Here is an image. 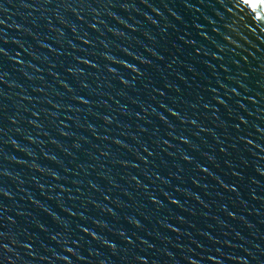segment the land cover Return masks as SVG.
Here are the masks:
<instances>
[{
    "label": "water",
    "instance_id": "95a60500",
    "mask_svg": "<svg viewBox=\"0 0 264 264\" xmlns=\"http://www.w3.org/2000/svg\"><path fill=\"white\" fill-rule=\"evenodd\" d=\"M23 3L0 0V264H264V9Z\"/></svg>",
    "mask_w": 264,
    "mask_h": 264
},
{
    "label": "snow or ice",
    "instance_id": "6c2138e0",
    "mask_svg": "<svg viewBox=\"0 0 264 264\" xmlns=\"http://www.w3.org/2000/svg\"><path fill=\"white\" fill-rule=\"evenodd\" d=\"M21 3H22V6L23 7H29L30 5L26 4V3H23V0H21ZM243 3L249 7H251L254 11L257 9V8H261V9H264V0H243ZM187 6V5H186ZM5 11V9L3 8V5L0 4V12H3ZM4 21L3 20H0V24H3ZM85 43H87V41H85ZM0 53H3V49H0ZM6 55V53H5ZM84 63H88V61H84ZM94 67V65H93ZM69 71H78V69H69ZM75 99H79V97H74ZM82 103H87V101H81ZM173 115H176V113H172ZM194 123V121H193ZM188 141H185V143H187ZM117 143H119V141H117ZM77 147H79V145H77ZM147 151V149H145ZM223 151V149L221 150ZM185 160H188L189 158L188 157H184ZM209 159H211V157H209ZM257 171H259V169H257ZM53 175H55L53 173ZM261 175H264V173H261ZM234 190V189H233ZM6 194V193H5ZM173 203H176V201H173ZM229 215H231V213H229ZM131 223L135 224L136 222L135 221H131ZM84 231H87L86 229H84ZM6 233H3V232H0V249L2 250H7L8 246L7 244L3 243V239L6 237ZM136 259H141L139 257H137ZM211 259V257L209 258ZM194 264V262H193Z\"/></svg>",
    "mask_w": 264,
    "mask_h": 264
}]
</instances>
